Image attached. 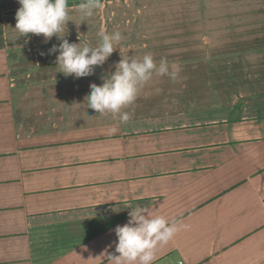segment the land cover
Segmentation results:
<instances>
[{
	"label": "crops",
	"instance_id": "crops-1",
	"mask_svg": "<svg viewBox=\"0 0 264 264\" xmlns=\"http://www.w3.org/2000/svg\"><path fill=\"white\" fill-rule=\"evenodd\" d=\"M201 2L217 40L237 42L211 49V64L228 54L264 68V0ZM19 8L0 0V264H106L137 205L178 222L154 264H264V101L206 122L38 130L21 79L35 81L53 45L21 64Z\"/></svg>",
	"mask_w": 264,
	"mask_h": 264
},
{
	"label": "rangeland",
	"instance_id": "rangeland-1",
	"mask_svg": "<svg viewBox=\"0 0 264 264\" xmlns=\"http://www.w3.org/2000/svg\"><path fill=\"white\" fill-rule=\"evenodd\" d=\"M69 17L64 31L58 34L65 35L63 39L69 43L96 46L101 30L119 31L122 40L103 66L82 78L58 72L55 62L59 53L47 50L46 61L41 64L44 69L31 73L35 81L21 79L26 83L21 85L20 107L30 115L24 118L38 130L124 124L118 115H101L77 104H83L90 95L91 84L101 85L102 77L114 72V65L128 56L151 54L157 64L166 59L170 70L177 72L175 80L153 74L136 100L122 109L130 115L128 122L221 120L264 101V68L257 62L248 61L249 66L242 67L247 61L238 63L236 56L226 54L224 60L211 64V49L215 51L221 43L227 50L233 49L237 42L235 36L219 38L221 43L217 40L213 25L217 15H207L201 0H118L104 2L90 18L70 8ZM228 23L235 24L236 20ZM231 32L224 30L225 34ZM61 42L55 36L47 42L43 36H21L20 43L26 46L29 57L28 61L25 56L21 64L31 67L30 58L38 57L39 49Z\"/></svg>",
	"mask_w": 264,
	"mask_h": 264
},
{
	"label": "clouds",
	"instance_id": "clouds-1",
	"mask_svg": "<svg viewBox=\"0 0 264 264\" xmlns=\"http://www.w3.org/2000/svg\"><path fill=\"white\" fill-rule=\"evenodd\" d=\"M20 8L16 12L15 30L20 36L33 34L43 36L45 42L52 37L62 40L59 46L53 45L50 54L56 56V66L60 73L75 78L94 74L95 67H101L122 40L119 31L98 32L99 42L96 46L69 43L65 36H60L70 21L69 0H17ZM81 17L90 18L95 11L103 7L102 0H81L73 5ZM115 71L102 77V84L90 85V95L86 96L81 108L87 106L101 115L119 116L121 123L130 120L128 112L122 109L131 105L142 88L153 76H168L175 80L177 72L170 70L166 59L157 64L151 54L142 58L128 56L121 58L114 65ZM174 69L175 66L173 65ZM116 129L112 128L111 132ZM128 222L114 229L117 237L115 253H104L106 264H154L156 249L167 244L178 232V222H169L163 215L154 213L148 206L130 207Z\"/></svg>",
	"mask_w": 264,
	"mask_h": 264
},
{
	"label": "trees",
	"instance_id": "trees-1",
	"mask_svg": "<svg viewBox=\"0 0 264 264\" xmlns=\"http://www.w3.org/2000/svg\"><path fill=\"white\" fill-rule=\"evenodd\" d=\"M108 1H111V0H108ZM81 1H76V2H73V3H69V6L71 7V6H73V5H76V4H79ZM102 2H103V0H102Z\"/></svg>",
	"mask_w": 264,
	"mask_h": 264
},
{
	"label": "built area",
	"instance_id": "built-area-1",
	"mask_svg": "<svg viewBox=\"0 0 264 264\" xmlns=\"http://www.w3.org/2000/svg\"><path fill=\"white\" fill-rule=\"evenodd\" d=\"M180 264H184V263H180Z\"/></svg>",
	"mask_w": 264,
	"mask_h": 264
}]
</instances>
